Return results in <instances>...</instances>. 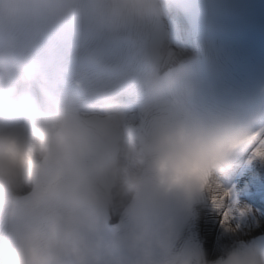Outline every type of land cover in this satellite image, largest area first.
Segmentation results:
<instances>
[{
    "label": "clouds",
    "instance_id": "1",
    "mask_svg": "<svg viewBox=\"0 0 264 264\" xmlns=\"http://www.w3.org/2000/svg\"><path fill=\"white\" fill-rule=\"evenodd\" d=\"M177 2L0 0V264H156L175 232L165 206H182L245 142L248 128L194 116L184 92L175 117L150 126L128 168L111 135H131L120 102L94 94L92 110L105 123L90 126L70 93L57 98L67 69L50 77V65L17 39L27 28L84 21L114 36L147 34ZM144 64L138 85L148 106L181 91L185 70L161 75L147 56ZM217 264H264V248L229 250Z\"/></svg>",
    "mask_w": 264,
    "mask_h": 264
},
{
    "label": "bare ground",
    "instance_id": "2",
    "mask_svg": "<svg viewBox=\"0 0 264 264\" xmlns=\"http://www.w3.org/2000/svg\"><path fill=\"white\" fill-rule=\"evenodd\" d=\"M162 19L170 30L171 41L163 50L165 58L161 62V67L168 69L198 56L195 50L185 49L180 44L183 38L187 39L191 34L190 27L177 20L172 11ZM174 48L178 51L174 52ZM87 117L91 121L103 120L102 115L97 112L89 113ZM141 122L142 117L137 109L124 111L122 128L129 130L130 133L139 131ZM116 129L120 132L118 128ZM120 137L123 146L120 158L126 167L133 168L135 149L140 142L130 135L121 134ZM257 147H264V135L259 143L249 150L246 159L230 162L226 167L214 170L205 201L199 207V216L191 221L190 230L202 239L207 259L217 258L229 250L247 245L254 239L264 236V202L259 199L254 205L252 204L254 199H250L264 196V159L253 156V150ZM225 192H230L231 195L214 204L213 197H222ZM225 214L227 223L222 224Z\"/></svg>",
    "mask_w": 264,
    "mask_h": 264
},
{
    "label": "snow or ice",
    "instance_id": "3",
    "mask_svg": "<svg viewBox=\"0 0 264 264\" xmlns=\"http://www.w3.org/2000/svg\"><path fill=\"white\" fill-rule=\"evenodd\" d=\"M253 156L257 158L264 159V147H257L253 150ZM231 195L230 192H225L222 197H213V203L217 204L218 202H222L223 199H227ZM227 223V214H225L224 219L222 220V224Z\"/></svg>",
    "mask_w": 264,
    "mask_h": 264
}]
</instances>
